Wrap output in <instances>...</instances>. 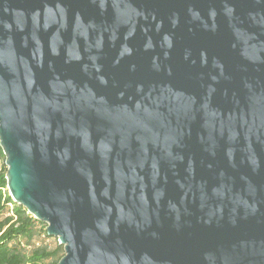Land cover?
Here are the masks:
<instances>
[{
    "label": "water",
    "instance_id": "obj_1",
    "mask_svg": "<svg viewBox=\"0 0 264 264\" xmlns=\"http://www.w3.org/2000/svg\"><path fill=\"white\" fill-rule=\"evenodd\" d=\"M0 148L58 264H264V0H0Z\"/></svg>",
    "mask_w": 264,
    "mask_h": 264
},
{
    "label": "trees",
    "instance_id": "obj_2",
    "mask_svg": "<svg viewBox=\"0 0 264 264\" xmlns=\"http://www.w3.org/2000/svg\"><path fill=\"white\" fill-rule=\"evenodd\" d=\"M4 160L0 148V264H58L63 247L47 235L45 224L8 196ZM47 240H53V245Z\"/></svg>",
    "mask_w": 264,
    "mask_h": 264
},
{
    "label": "rangeland",
    "instance_id": "obj_3",
    "mask_svg": "<svg viewBox=\"0 0 264 264\" xmlns=\"http://www.w3.org/2000/svg\"><path fill=\"white\" fill-rule=\"evenodd\" d=\"M56 239V238H55ZM38 242H40L39 240H36ZM58 242V241H57ZM46 243L49 244V246H52L53 245V240H47Z\"/></svg>",
    "mask_w": 264,
    "mask_h": 264
}]
</instances>
